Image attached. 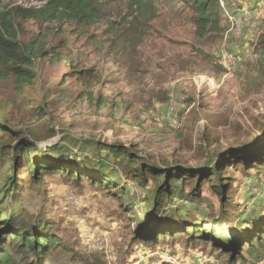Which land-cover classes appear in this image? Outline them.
I'll return each mask as SVG.
<instances>
[{"label":"rangeland","instance_id":"obj_1","mask_svg":"<svg viewBox=\"0 0 264 264\" xmlns=\"http://www.w3.org/2000/svg\"><path fill=\"white\" fill-rule=\"evenodd\" d=\"M160 1L165 3L159 5ZM241 1L240 11L225 3V34L201 41L187 19L171 17L170 8L181 9V3L155 0L164 20L143 24L146 31L151 27L150 36L143 35L145 42L138 49L128 47L126 56L122 45L118 53L109 50L111 37L103 33L105 26L91 28L82 37L66 27L64 36L52 40L59 47L64 37L68 47L58 50V61L51 56L36 62L32 84L21 88L14 80L0 82V116L8 119L11 128L31 132L40 147L67 148L88 140L122 145L133 155L132 162L126 157L109 162L108 171L121 176L130 188L126 194L91 180L69 181L56 172L34 182L29 163L23 162L15 202L4 198V205L18 207L34 225L51 224L61 246L50 253L46 264L226 263V256H213L209 245L195 248L166 240L149 247L136 241L135 234L138 221L146 216L147 197L165 171L173 168L186 170L184 193L193 188L194 168L216 169L220 164L226 178L235 179L230 208L221 209L219 198L209 190L215 183L206 180L202 205L206 216L193 213L194 208L183 210L185 215L193 214L186 221L199 220L209 231L222 233L243 212L251 216L264 206L263 166L251 165L248 172L243 166L232 167L227 172L231 158L243 151L259 155L263 148L264 154V57L260 55L264 2ZM1 2L26 8L41 5L38 0ZM166 23L171 25L168 30ZM19 24L26 40L48 28L44 25L41 30L34 20ZM201 51L216 60H205ZM229 56L236 63L227 69ZM48 154L58 163L76 156L88 167L98 162L91 150ZM106 154L102 152V157ZM139 164L148 166L146 180L134 178L133 169ZM10 169L6 154L0 158V185ZM151 170L155 178L147 175ZM130 203L138 204L130 208ZM164 211L155 210L149 217L163 220Z\"/></svg>","mask_w":264,"mask_h":264},{"label":"trees","instance_id":"obj_2","mask_svg":"<svg viewBox=\"0 0 264 264\" xmlns=\"http://www.w3.org/2000/svg\"><path fill=\"white\" fill-rule=\"evenodd\" d=\"M1 1L0 82L14 80L21 88L32 84L35 80L33 67L38 60L54 56L58 61V50L67 48L68 41L63 37L60 41L61 45L55 47L52 39L58 38L59 34L64 36L66 27L71 29L73 34L82 37L91 28L101 29L105 26L103 33L106 37H111L108 41L109 50L117 51L118 46L122 45V52L126 56L125 51L128 47L136 50L145 42L143 35L150 36L151 27H148L146 31L144 27L142 29L143 24L150 26L148 24L157 19L164 20L165 17L157 8L155 0H38L41 5L37 8L5 5ZM166 1L173 5L177 2L183 5L181 9L170 8V15L175 19L182 17L187 19L198 40L204 41L209 37H220L225 34L224 22L227 19L222 3L225 4L227 1ZM254 2L262 3L264 0H254ZM158 3L163 5L165 2ZM234 9L240 10V5ZM25 20L38 22L41 30L44 25H48V28L43 29L35 38L26 40L19 24L20 21ZM169 26L171 27L170 24L165 25L164 27L167 28L165 30H168ZM200 54L209 62L216 60L210 54L202 51ZM260 55L264 57V50ZM237 56L242 59V55ZM73 148L94 151L97 153L98 162L88 167L76 156L72 160L60 157L67 161L58 163L48 154L49 152L57 153L63 149L71 152ZM260 151L259 155H253L255 153L251 151L247 153L243 151L241 155L231 158L227 165V172L232 167L238 169L243 166L245 172L249 171L251 165L264 167L263 148H260ZM102 152L107 154L102 157ZM6 154L10 158L11 169L3 177V184L0 185V264H46L50 253L61 246V240L52 231L50 223L40 222L34 225L18 207L8 209L9 207L4 205V198L15 202L20 181L17 175H21L18 172L23 162L29 163L28 174L34 182H40L46 175L56 172L66 180H91L111 190H117L121 194H126L130 190L124 185L121 176L108 171L110 160L115 161L126 157L129 162H132L133 155L129 148L122 145H105L87 140L67 148L58 145L52 148L40 147L31 132L25 134V131L11 128L8 119L0 116V158H4ZM146 167L148 166L139 164L137 169H133L134 178L146 180ZM214 168L201 167L191 170L195 183L190 193L183 192L182 182L187 176L186 170L173 168L172 171H165L152 195L147 197L149 204L145 212L146 216L142 218V221H138L139 230L135 234V240L149 247L160 245L166 240L172 243L185 242L195 248L209 245L213 256L220 254L226 256L225 264L263 262L264 206L258 213L253 210L251 216L243 212L233 226L222 233L215 229L209 231L206 226L200 225L199 220L186 221L193 214L185 215L183 210L188 212L189 209L194 208L193 213L206 216V212L202 209V205L206 202L203 196L206 180L209 183H215L209 190L219 198L221 209L231 207L229 194L234 188L235 179L226 178L222 165L219 164L216 169ZM261 169L262 167L258 168V170ZM148 174L155 178L156 173L152 170ZM209 176L214 179H208ZM261 192L263 193L264 190L262 189ZM144 200L146 203V199ZM137 204L130 203L129 206L134 208ZM162 209L166 214L163 220H153L149 217L155 210Z\"/></svg>","mask_w":264,"mask_h":264},{"label":"built area","instance_id":"obj_3","mask_svg":"<svg viewBox=\"0 0 264 264\" xmlns=\"http://www.w3.org/2000/svg\"><path fill=\"white\" fill-rule=\"evenodd\" d=\"M222 7L224 8V11L226 10L225 8V4L222 3ZM236 63V58H234V56H229L226 60L225 66L227 69L234 67Z\"/></svg>","mask_w":264,"mask_h":264},{"label":"crops","instance_id":"obj_4","mask_svg":"<svg viewBox=\"0 0 264 264\" xmlns=\"http://www.w3.org/2000/svg\"><path fill=\"white\" fill-rule=\"evenodd\" d=\"M227 1V3H226V5H228V6H230V4H232V6H233V9L235 8V7H237L238 5H242V1L241 0H236L237 2H234V3H232L230 0H226ZM238 11H240V10H238Z\"/></svg>","mask_w":264,"mask_h":264}]
</instances>
